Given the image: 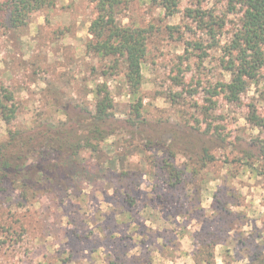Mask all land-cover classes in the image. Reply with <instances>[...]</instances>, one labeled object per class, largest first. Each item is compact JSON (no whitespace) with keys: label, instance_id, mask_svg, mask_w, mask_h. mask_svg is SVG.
Masks as SVG:
<instances>
[{"label":"rangeland","instance_id":"rangeland-1","mask_svg":"<svg viewBox=\"0 0 264 264\" xmlns=\"http://www.w3.org/2000/svg\"><path fill=\"white\" fill-rule=\"evenodd\" d=\"M122 1L119 23L153 28L140 89L144 116L187 120L201 131L207 123L221 126L225 141L215 137L208 166L173 185L166 154L147 149L146 131L93 138L90 147L84 139L73 151L47 139L54 151L33 153L27 178L0 184V264H250L256 249L264 252V176L256 173L264 161L246 154L236 138L264 148V128L246 120L250 105L264 116V72L240 103L218 97L216 110L205 113V90L231 79L223 47L241 26L242 13H231L229 0H181V12L171 17L154 0ZM186 9L205 12L204 19L186 17ZM97 16L91 0H55L23 23H0V87L19 108L9 125L0 117L1 139L8 130L59 122L68 103L94 111L95 90L103 83L117 119L131 118L135 97L125 64L115 73L114 57L87 53ZM177 64L187 69V91H174L184 94L179 103L167 97L168 73ZM159 137L169 143L164 130L155 143ZM169 160L185 172L188 159Z\"/></svg>","mask_w":264,"mask_h":264},{"label":"trees","instance_id":"trees-1","mask_svg":"<svg viewBox=\"0 0 264 264\" xmlns=\"http://www.w3.org/2000/svg\"><path fill=\"white\" fill-rule=\"evenodd\" d=\"M91 1L96 5L98 16L89 29L92 38L87 41V53L94 52L102 56L114 57L112 70L115 73L120 62L125 64L126 82L135 97V102L131 104V118L124 121L117 119L113 111V97L107 84L103 83L95 90L97 103L94 111L87 106L72 102L60 109L62 120L57 123L46 120L29 129L8 130L6 139L0 137V184L27 178L30 169L33 168L31 155L47 148L52 149L51 152L54 151V146L49 144L45 146L47 139L55 141L59 150L73 151L74 148L81 147L80 142L84 139L87 147H90V145L94 146L91 142L93 138L104 140L123 130L131 134L146 131L151 136L148 138L147 149L158 148L166 154L164 163L167 171L170 177L174 176L177 181L173 185H178L185 173L196 175L208 166L213 159L209 154L208 144L214 141L215 137L225 141L221 126L207 123L206 129L201 131L187 120H158L144 116L140 89L144 81L143 67L146 65L148 41L153 28L119 23L117 15L122 0ZM154 1L158 2L167 17L181 12V0ZM54 3L55 0H0V23L5 22L7 18L14 24L23 23L32 12ZM229 10L231 13H242L241 26L236 30L230 44L223 47L227 58L223 59L222 63L224 69L230 73L231 79L229 82H217L205 90L208 96L205 101L206 114L216 110L218 97L223 98L227 103H240L242 95L246 93L250 84L257 82L264 72V0H229ZM196 13L197 17L194 15ZM184 14L186 17L204 19L205 12L186 9ZM209 17L212 23L215 21L214 25L224 27L223 19L216 20L213 14H209ZM169 29L174 31L177 28L169 27ZM210 30L213 33L212 27ZM184 59L187 60L186 57ZM168 74L173 93L169 92L167 97L179 103L180 100L183 101L184 94H176L177 92L174 91L179 88H182L181 91H187V69L177 64ZM18 109L13 95L6 88L0 87L2 120L8 125L11 124L17 118ZM246 120L253 128H264V116L257 107L249 106ZM161 130L170 135L168 144L162 140V137H159L158 142L155 143V136L159 135ZM236 145L242 146L246 154L260 155L264 161L262 142H248L238 137ZM178 156L184 157L186 161L188 159L185 172L177 169L169 160ZM256 173L264 176V169ZM250 264H264V252L256 249L250 258Z\"/></svg>","mask_w":264,"mask_h":264},{"label":"crops","instance_id":"crops-1","mask_svg":"<svg viewBox=\"0 0 264 264\" xmlns=\"http://www.w3.org/2000/svg\"><path fill=\"white\" fill-rule=\"evenodd\" d=\"M238 207H240L239 205H238ZM248 210V209H247Z\"/></svg>","mask_w":264,"mask_h":264}]
</instances>
